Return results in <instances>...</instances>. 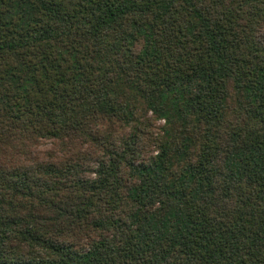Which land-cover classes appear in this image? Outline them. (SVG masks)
Masks as SVG:
<instances>
[{
    "label": "trees",
    "instance_id": "trees-1",
    "mask_svg": "<svg viewBox=\"0 0 264 264\" xmlns=\"http://www.w3.org/2000/svg\"><path fill=\"white\" fill-rule=\"evenodd\" d=\"M0 264H264V0H0Z\"/></svg>",
    "mask_w": 264,
    "mask_h": 264
},
{
    "label": "rangeland",
    "instance_id": "rangeland-1",
    "mask_svg": "<svg viewBox=\"0 0 264 264\" xmlns=\"http://www.w3.org/2000/svg\"><path fill=\"white\" fill-rule=\"evenodd\" d=\"M139 114H141V117L144 118V119H147L149 118L150 116H153L156 120H157V124L161 126V129L164 125V123L166 122L164 119H157L156 118V115H154L151 111H147V110H144V108H141V110H139ZM160 134H163V132H161ZM158 144L159 142L157 143V140L153 142V145H152V155L156 154L158 151H159V147H158ZM223 161H224V158L222 157V159L220 160V164L222 165L223 164ZM160 203L158 202V205ZM161 205V204H160ZM164 205V204H163Z\"/></svg>",
    "mask_w": 264,
    "mask_h": 264
}]
</instances>
